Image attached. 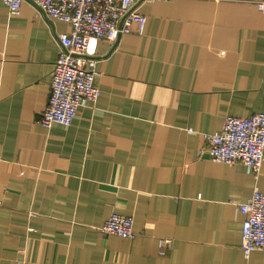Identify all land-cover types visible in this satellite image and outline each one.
I'll list each match as a JSON object with an SVG mask.
<instances>
[{
	"label": "crops",
	"instance_id": "1",
	"mask_svg": "<svg viewBox=\"0 0 264 264\" xmlns=\"http://www.w3.org/2000/svg\"><path fill=\"white\" fill-rule=\"evenodd\" d=\"M137 10L141 32L94 42L98 98L45 126L70 26L0 0V264H264L240 248L238 208L264 191V158L255 177L199 152L226 115L264 109V0ZM112 212L132 216L133 237L100 230Z\"/></svg>",
	"mask_w": 264,
	"mask_h": 264
},
{
	"label": "built area",
	"instance_id": "2",
	"mask_svg": "<svg viewBox=\"0 0 264 264\" xmlns=\"http://www.w3.org/2000/svg\"><path fill=\"white\" fill-rule=\"evenodd\" d=\"M12 15L20 12L24 0H1ZM45 18L69 24L68 32H57L58 55L50 77L47 103L39 116L45 126L69 125L77 112L99 96L94 83L97 58L93 53L96 39L115 45L121 34L134 26L141 32L146 16L137 10L141 2L155 0H29ZM52 23V22H51ZM264 65V63H263ZM191 131V129H189ZM201 154L214 162L241 163L257 176L264 158V109L250 115H226L219 131L203 133ZM243 214L240 248L247 257L254 250L264 251V191L257 186L238 205ZM106 234L133 237V218L112 212L100 226ZM159 240L160 253L165 243Z\"/></svg>",
	"mask_w": 264,
	"mask_h": 264
}]
</instances>
